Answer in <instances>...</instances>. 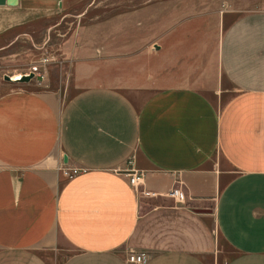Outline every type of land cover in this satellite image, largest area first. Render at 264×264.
<instances>
[{"label":"crops","instance_id":"0c3cea01","mask_svg":"<svg viewBox=\"0 0 264 264\" xmlns=\"http://www.w3.org/2000/svg\"><path fill=\"white\" fill-rule=\"evenodd\" d=\"M215 4L156 1L90 19L67 54L70 99L61 84L0 95V264H129L131 252L145 264H264V11L221 33L207 18ZM65 10L66 0H0V40ZM146 11H160L148 26ZM189 11L205 14L163 34ZM65 168L87 172L70 180Z\"/></svg>","mask_w":264,"mask_h":264},{"label":"rangeland","instance_id":"374dc122","mask_svg":"<svg viewBox=\"0 0 264 264\" xmlns=\"http://www.w3.org/2000/svg\"><path fill=\"white\" fill-rule=\"evenodd\" d=\"M156 1L167 0H66V10L61 19H53L51 27H35L28 35L13 34L0 40V95L7 89L30 88L42 89L34 80L29 84H14L5 81L4 77L29 74L32 72L48 73L49 88L56 89L61 84V94L64 100L70 99L74 94L72 63H69L68 55H72L73 42L81 26L89 24L90 19H120V15L132 13L151 5ZM216 6H211L207 18L215 24H220L221 33L241 14L253 11H264V0H211ZM215 4V5H216ZM146 7V8H147ZM160 9V7L158 6ZM147 10V9H146ZM153 12V11H152ZM194 12V11H192ZM229 12V13H227ZM160 11L151 14L146 11L145 19L148 26L150 18L157 16ZM169 13H171L169 11ZM166 11L163 12V15ZM201 14L182 13L178 17V27L166 24L161 30L165 36H181V32L188 28L187 25L195 23ZM204 19V18H203ZM137 27V25H136ZM147 34L153 33V28L147 29ZM160 32L156 31V34ZM192 37L196 33H189ZM151 39L146 35V41ZM193 39V38H192ZM170 41V40H169ZM146 42V43H147ZM142 45H140L141 49ZM153 44L146 45V51L154 54ZM141 54L139 49L131 51L129 57L133 58ZM144 61L146 59L144 58ZM222 90L231 91L232 88L226 79H223ZM227 92L218 98L223 104L231 97ZM215 100V99H214Z\"/></svg>","mask_w":264,"mask_h":264},{"label":"built area","instance_id":"2783aa9c","mask_svg":"<svg viewBox=\"0 0 264 264\" xmlns=\"http://www.w3.org/2000/svg\"><path fill=\"white\" fill-rule=\"evenodd\" d=\"M36 74L35 80L37 81L38 86H41L43 88H49V78H48V73L45 71L44 73H37L32 72ZM131 165H133V162H130ZM87 170L85 169H77V168H65L63 169V174L65 175L66 178L68 179H74L75 177L86 173ZM128 177H130V184L132 187L135 189L139 188L143 184V173L141 172H129ZM141 195L145 196H150L154 197L156 196L154 193L146 192L143 191ZM183 193L179 190H173L168 194L169 198L175 199V200H182L183 198ZM147 261V255L145 253H136V252H131L128 257V263L129 264H145Z\"/></svg>","mask_w":264,"mask_h":264},{"label":"water","instance_id":"95a60500","mask_svg":"<svg viewBox=\"0 0 264 264\" xmlns=\"http://www.w3.org/2000/svg\"><path fill=\"white\" fill-rule=\"evenodd\" d=\"M11 1V0H10ZM12 5H15L16 3H10ZM155 50H159V47H156ZM36 78L35 73H29V74H20L19 78H16L15 76H5L4 79L8 83H14V84H29L32 81H34Z\"/></svg>","mask_w":264,"mask_h":264},{"label":"bare ground","instance_id":"6f19581e","mask_svg":"<svg viewBox=\"0 0 264 264\" xmlns=\"http://www.w3.org/2000/svg\"><path fill=\"white\" fill-rule=\"evenodd\" d=\"M15 77H16V78H19V77H20V74H19V75H16Z\"/></svg>","mask_w":264,"mask_h":264}]
</instances>
